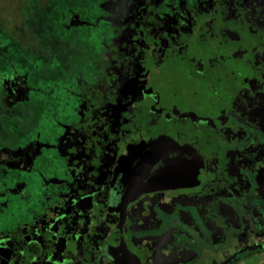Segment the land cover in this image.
Listing matches in <instances>:
<instances>
[{
	"label": "flooded vegetation",
	"instance_id": "flooded-vegetation-1",
	"mask_svg": "<svg viewBox=\"0 0 264 264\" xmlns=\"http://www.w3.org/2000/svg\"><path fill=\"white\" fill-rule=\"evenodd\" d=\"M0 264H264V0H0Z\"/></svg>",
	"mask_w": 264,
	"mask_h": 264
},
{
	"label": "rangeland",
	"instance_id": "rangeland-1",
	"mask_svg": "<svg viewBox=\"0 0 264 264\" xmlns=\"http://www.w3.org/2000/svg\"><path fill=\"white\" fill-rule=\"evenodd\" d=\"M7 30L9 32H12V27L11 25L7 26ZM19 60V58H18ZM18 60L16 61V63L18 62ZM46 73L50 74V72L47 70ZM43 96L37 95V100L33 103V105H31L29 107V109L32 110H39V109H43L42 106V100H43ZM2 125L5 127V129H7L11 134L13 135H17L19 133V119H8V118H4Z\"/></svg>",
	"mask_w": 264,
	"mask_h": 264
}]
</instances>
